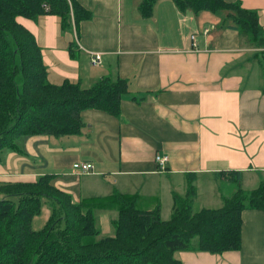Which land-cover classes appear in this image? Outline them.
<instances>
[{"label": "crops", "instance_id": "crops-1", "mask_svg": "<svg viewBox=\"0 0 264 264\" xmlns=\"http://www.w3.org/2000/svg\"><path fill=\"white\" fill-rule=\"evenodd\" d=\"M78 1L93 15L73 30L50 12L17 19L35 34L51 82L88 87L105 75L126 79L121 111L87 107L78 132L17 136L1 149L0 182L49 173L74 202L117 190L137 195L141 208L159 206L167 219L189 177L198 209L218 207L234 191L220 170L241 171L245 189L264 180V46L220 13L180 10L173 0H157L150 15L139 11L142 0ZM240 2L256 9L264 29V0ZM158 154L167 156L165 168ZM77 160L92 161L93 170L76 172ZM96 214L100 235L114 234L118 208ZM241 218L238 249H178L174 257L182 264H264V210L244 208Z\"/></svg>", "mask_w": 264, "mask_h": 264}, {"label": "trees", "instance_id": "trees-1", "mask_svg": "<svg viewBox=\"0 0 264 264\" xmlns=\"http://www.w3.org/2000/svg\"><path fill=\"white\" fill-rule=\"evenodd\" d=\"M180 10L208 9L245 34L250 43L264 46V29L256 9L240 0H173ZM157 0H142L139 11L150 15ZM0 0V152L15 145L21 134H70L81 130V110L98 107L121 111L126 79L105 75L88 87L65 79L53 83L35 34L18 15L36 18L50 12L61 18L64 30L79 28L93 14L78 0ZM48 5V7L46 5ZM75 48L70 45L73 54ZM235 189L218 207L193 209L192 178L184 194L174 193L169 218L160 207L138 206V196L115 190L105 197L74 202L52 184V175L35 181L0 182V264H182L175 250L221 252L241 245V211L264 210V180L251 189L241 185V171L220 170ZM48 198L50 215L41 229L32 227ZM115 206L112 235H100L97 209Z\"/></svg>", "mask_w": 264, "mask_h": 264}, {"label": "rangeland", "instance_id": "rangeland-1", "mask_svg": "<svg viewBox=\"0 0 264 264\" xmlns=\"http://www.w3.org/2000/svg\"><path fill=\"white\" fill-rule=\"evenodd\" d=\"M69 2H70V7H71V14L73 15V8L74 7H73L72 0H69ZM2 196H3V194L0 191V197H2ZM197 202H201V199L200 198L197 199ZM193 209L194 210L198 209V204L197 203H194ZM50 212H51L50 202H49V199L45 197V198H43V206H42L41 212L36 214L34 216V218H33L32 227L34 229H41L46 224V221H47V219H48V217L50 215ZM163 212H164L165 215H168L169 214V208L165 207L163 209Z\"/></svg>", "mask_w": 264, "mask_h": 264}, {"label": "built area", "instance_id": "built-area-1", "mask_svg": "<svg viewBox=\"0 0 264 264\" xmlns=\"http://www.w3.org/2000/svg\"><path fill=\"white\" fill-rule=\"evenodd\" d=\"M46 5V4H45ZM48 7V5H46ZM194 37V35H191ZM101 58V53L100 52H94V55L91 57V60L93 63H98ZM167 160V156L165 155H157V161L159 162L160 168H165V162ZM73 169L76 172H85V171H90L93 170L94 164L90 160H77L73 163Z\"/></svg>", "mask_w": 264, "mask_h": 264}]
</instances>
